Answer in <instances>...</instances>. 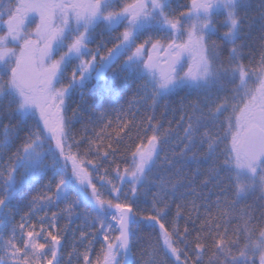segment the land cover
<instances>
[{
    "label": "snow or ice",
    "instance_id": "snow-or-ice-1",
    "mask_svg": "<svg viewBox=\"0 0 264 264\" xmlns=\"http://www.w3.org/2000/svg\"><path fill=\"white\" fill-rule=\"evenodd\" d=\"M0 264H264V0H0Z\"/></svg>",
    "mask_w": 264,
    "mask_h": 264
},
{
    "label": "trees",
    "instance_id": "trees-1",
    "mask_svg": "<svg viewBox=\"0 0 264 264\" xmlns=\"http://www.w3.org/2000/svg\"><path fill=\"white\" fill-rule=\"evenodd\" d=\"M157 115L158 116L160 115V110L157 111ZM171 117H172V114H171V112H169V114L166 117L163 118L165 127H167L168 120L171 119ZM178 118H179V113H177V119ZM173 125L175 126V121H173ZM64 223H65V221L62 220L61 221V224L63 225ZM79 223H80V221H77L76 222V225H78ZM76 225H73V227H76ZM77 235H78V233H77ZM140 235H141V233L140 232H137V237H139ZM71 241H72V236H71V232H69V234H68V241L65 244V250H67V247L71 243ZM96 247L99 248V244H97ZM137 250L138 249H134V251H137Z\"/></svg>",
    "mask_w": 264,
    "mask_h": 264
},
{
    "label": "rangeland",
    "instance_id": "rangeland-1",
    "mask_svg": "<svg viewBox=\"0 0 264 264\" xmlns=\"http://www.w3.org/2000/svg\"><path fill=\"white\" fill-rule=\"evenodd\" d=\"M90 46H93L94 47V45H90Z\"/></svg>",
    "mask_w": 264,
    "mask_h": 264
}]
</instances>
